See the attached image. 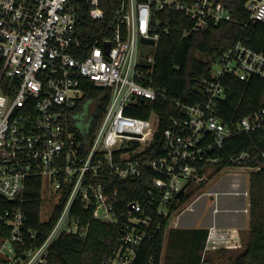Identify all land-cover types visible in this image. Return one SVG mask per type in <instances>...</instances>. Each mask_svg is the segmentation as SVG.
I'll list each match as a JSON object with an SVG mask.
<instances>
[{
  "label": "built area",
  "instance_id": "2783aa9c",
  "mask_svg": "<svg viewBox=\"0 0 264 264\" xmlns=\"http://www.w3.org/2000/svg\"><path fill=\"white\" fill-rule=\"evenodd\" d=\"M230 2L121 0L110 33L85 40L79 33L80 15L103 18L101 0H0V195L15 202L0 216L9 227L0 236V264H47L60 235L85 236L89 219L118 223L122 181L145 176L148 187L126 203L120 244L105 262L135 264L142 245L162 228V219L170 222L192 210L200 198L214 196L217 203L224 192L207 190L182 203L180 195L206 188L213 172L230 167L253 172L264 166V150L257 164L249 150H242L228 154L229 164L219 168L231 137L264 138V107L233 127L215 113L217 101L226 94L227 75L264 78V52L237 42L211 59L210 76L201 82L203 102L184 104L153 84L158 43L169 32L157 12L166 7L183 12L192 21L184 32L188 35L237 21ZM245 10L249 22L264 24V0H247ZM87 81L110 93L99 118L96 99L86 98ZM140 99L172 100L181 111L161 130L159 146V116L127 114ZM90 103L95 109L89 112ZM159 148L162 152L156 154ZM33 178L41 179L42 223L61 205L43 240L36 229L26 228L23 204ZM229 194L248 198L250 191ZM45 202L52 207L46 218ZM227 209L216 204L214 212ZM162 256L151 255L147 264H163Z\"/></svg>",
  "mask_w": 264,
  "mask_h": 264
},
{
  "label": "trees",
  "instance_id": "16d2710c",
  "mask_svg": "<svg viewBox=\"0 0 264 264\" xmlns=\"http://www.w3.org/2000/svg\"><path fill=\"white\" fill-rule=\"evenodd\" d=\"M247 0H231L237 21L212 24L200 31L185 34V29L192 21L180 11L166 7L157 12V16L169 25V32L160 37L155 64L154 86L165 89L172 99L184 104L203 102L206 97L201 91L202 80L210 76V60L216 58L226 48L237 42L247 44L258 51L264 52V24L248 21L245 10ZM121 0H101L104 17L91 19L87 14L80 15L79 33L85 40L104 38L110 33V23ZM203 57H207L204 59ZM225 96L220 98L215 106L216 115L229 126L245 115L264 107V78L252 75L248 80H242L234 75H227L224 80ZM86 98L96 99L97 118L105 110L110 93L87 81L84 85ZM152 112L159 116V131L156 145H160L161 130L169 123L172 116H181V111L174 101L158 99L156 101L139 100L127 110V114L137 117H149ZM249 150L254 163L262 162L259 155L264 150V138L246 134L235 135L226 143L222 154H225L221 167L229 164L228 154ZM158 153H161L159 148ZM218 168V169H219ZM145 176L123 180L121 186V210H126V203L141 197L148 187ZM41 179L29 181L24 201L27 214L26 228L39 232V239L51 230L57 218L61 205L48 222L40 221L42 207ZM191 193L180 195L179 202H184ZM65 200V198H64ZM15 205L0 195V216L8 208ZM177 204H173L175 208ZM122 211V213H123ZM120 213V221L116 224L89 219L85 236L62 234L51 247L47 264H102L113 256L120 244L125 217ZM89 215V214H88ZM167 219H162V228L153 232L152 240L144 243L135 264H147L151 255L159 259L163 255ZM9 227L0 218V236L6 235ZM209 235L208 228H172L168 235L167 253L164 264H213V256L205 251ZM226 249H218L223 253ZM204 253V254H203ZM230 262L233 264H264V166L250 174V230L249 238L242 251L232 253ZM232 259V260H231Z\"/></svg>",
  "mask_w": 264,
  "mask_h": 264
},
{
  "label": "rangeland",
  "instance_id": "374dc122",
  "mask_svg": "<svg viewBox=\"0 0 264 264\" xmlns=\"http://www.w3.org/2000/svg\"><path fill=\"white\" fill-rule=\"evenodd\" d=\"M143 46V49L145 52H149L151 51V48L147 45H142ZM204 59H207V57H203ZM95 109V104L94 103H90L89 104V112L90 111H93ZM253 169L251 168H240V167H230V168H227V170H223V171H216V172H213L211 173L209 176V178L207 179L206 181V188L204 189H200L199 187H194L193 189L189 190L188 193H191L190 196H189V200H192L193 198L196 197V195L204 192V191H207V190H215V189H219L220 191L224 192L223 194H221L217 200V203L218 206L221 208V209H233V208H241V206H243V197L241 196H238L236 194H229L230 192H233L235 190H244L245 188H248L249 191H250V184H249V181H250V174H251V171ZM238 182L239 184L237 185V187L234 186V183ZM204 184V183H203ZM229 192V193H228ZM204 200V201H203ZM206 201V202H205ZM247 202L249 201L250 202V194H249V197L248 199L246 200ZM199 202V205L200 206H203L204 204L208 206H211L213 204V202H215V197L214 196H208V198L205 200L204 198H200L199 200H197L196 203ZM195 203V204H196ZM215 204V205H216ZM196 207V206H195ZM51 209L52 207L48 205L47 202H45V207L43 209V213L45 215V218L48 217V215L51 213ZM197 209V207H196ZM249 210H250V204H249ZM234 213H231V212H227V211H220L219 213H217L218 217H219V220H218V224L220 225V228L221 227H224L223 225H227V224H232L234 222V216H233ZM188 216H194V213L193 214H189ZM213 215L210 214V216L207 217V221H205L204 224L206 223H211V221H213ZM203 224V226H205ZM171 221L167 223V226H166V234H165V241H166V244L164 245V250H163V256H162V260H163V264L165 263L164 260H165V256H166V253H167V241H168V235H169V232L170 230L172 229L173 226H171ZM192 227L191 226V223H189L188 225H183V227ZM221 233V232H224V231H221V230H218L217 231V234ZM227 232V231H226ZM241 233H243V243L245 244L249 238V233L247 232V230H241ZM216 236L218 238V235H214L211 239V247H210V253L211 254H215L213 256V264H233V262H230V258L229 256L231 257L232 254L230 253V251H228V248L229 247H222L220 246V244L218 243H215V241H217L216 239ZM228 237V236H227ZM233 238V236H232ZM231 238V239H232ZM230 243V242H229ZM240 243H235L234 245H239ZM243 244V246H244ZM242 246V247H243ZM226 249L225 252L223 253H218L216 252V250L218 249ZM242 249V248H240ZM204 254V253H203ZM235 254V253H234ZM232 260V259H231Z\"/></svg>",
  "mask_w": 264,
  "mask_h": 264
},
{
  "label": "crops",
  "instance_id": "0c3cea01",
  "mask_svg": "<svg viewBox=\"0 0 264 264\" xmlns=\"http://www.w3.org/2000/svg\"><path fill=\"white\" fill-rule=\"evenodd\" d=\"M205 200L207 198H204ZM248 198L246 196L243 197V206H241V208H233V209H227V212H231L234 213V222L232 224H227V225H223L224 227L220 228V225L218 224V220L219 217L217 215V213L219 212H214V208L216 207V202H213V204L211 206L207 205H203L200 206L199 202L193 205V209L192 210H186L184 211L180 216H174L173 220L171 221V226H173L172 228H178V229H185V228H208L210 231V226L212 224H216V229L214 231V235H218V238L216 236L217 241H215V243L220 244V246L224 247H229L228 251L232 252V253H239L240 251L243 250L245 244L243 243V233H241V230H247V232L249 233L250 230V210H241L243 209H248L249 208V201L247 202ZM204 201V200H203ZM206 202V201H205ZM197 209H196V207ZM224 211V210H221ZM194 216H188L189 214H193ZM213 215V221H211V223H205V221H207V217ZM189 223H191L192 227H183V225H188ZM203 224L205 226H203ZM221 230L224 232H221L217 234V231ZM227 231V232H226ZM228 236V237H227ZM233 236V238H232ZM232 238V239H231ZM230 242V243H229ZM240 243L238 246L234 245L235 243ZM244 244V246H243ZM243 246V247H242ZM211 247V239L208 242L207 240V245L205 248V251H209ZM242 248V249H240ZM217 251V250H216ZM210 252V251H209Z\"/></svg>",
  "mask_w": 264,
  "mask_h": 264
},
{
  "label": "water",
  "instance_id": "95a60500",
  "mask_svg": "<svg viewBox=\"0 0 264 264\" xmlns=\"http://www.w3.org/2000/svg\"><path fill=\"white\" fill-rule=\"evenodd\" d=\"M143 41L152 43V40H148V39H145V38L143 39ZM107 46L109 47V44H107ZM182 192H183V190H181V191L178 193V195H180ZM102 264H106V263L104 262V263H102Z\"/></svg>",
  "mask_w": 264,
  "mask_h": 264
}]
</instances>
